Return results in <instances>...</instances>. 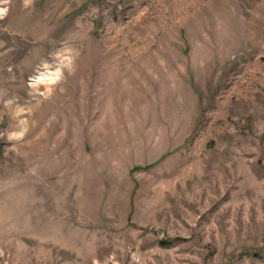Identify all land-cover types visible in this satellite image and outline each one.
Listing matches in <instances>:
<instances>
[{
    "label": "rangeland",
    "instance_id": "1",
    "mask_svg": "<svg viewBox=\"0 0 264 264\" xmlns=\"http://www.w3.org/2000/svg\"><path fill=\"white\" fill-rule=\"evenodd\" d=\"M0 6V264H264V0Z\"/></svg>",
    "mask_w": 264,
    "mask_h": 264
},
{
    "label": "clouds",
    "instance_id": "2",
    "mask_svg": "<svg viewBox=\"0 0 264 264\" xmlns=\"http://www.w3.org/2000/svg\"><path fill=\"white\" fill-rule=\"evenodd\" d=\"M10 3V0H0V5H7ZM30 3V0H25V6L27 7ZM8 13V8L0 6V19H3ZM27 131V129H24V131L16 134L17 136H23L24 132Z\"/></svg>",
    "mask_w": 264,
    "mask_h": 264
}]
</instances>
